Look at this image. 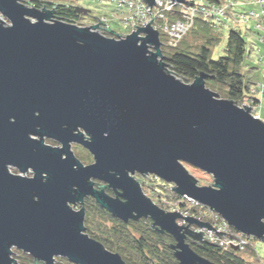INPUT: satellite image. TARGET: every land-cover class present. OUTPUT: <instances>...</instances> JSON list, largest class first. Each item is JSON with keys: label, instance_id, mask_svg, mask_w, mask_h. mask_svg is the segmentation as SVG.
I'll use <instances>...</instances> for the list:
<instances>
[{"label": "water", "instance_id": "water-1", "mask_svg": "<svg viewBox=\"0 0 264 264\" xmlns=\"http://www.w3.org/2000/svg\"><path fill=\"white\" fill-rule=\"evenodd\" d=\"M55 14V7L30 0H0V264L17 263L14 248L34 264H55L56 257L129 264L87 234V198L126 223L150 219L151 228L174 238L169 247L179 264H216L191 248L190 238L196 244L209 238L190 225L225 232L162 208L144 191L142 177L149 175L263 242L264 120L248 105L219 98L207 87V73L190 84L172 73L151 13L153 20L134 24L138 29L126 36L106 26L113 37L97 31L102 20L83 26ZM73 144L93 162L84 165ZM187 165L213 183L201 185ZM180 218L188 224L179 225Z\"/></svg>", "mask_w": 264, "mask_h": 264}, {"label": "trees", "instance_id": "trees-1", "mask_svg": "<svg viewBox=\"0 0 264 264\" xmlns=\"http://www.w3.org/2000/svg\"><path fill=\"white\" fill-rule=\"evenodd\" d=\"M20 1L26 3L25 0ZM204 1L209 4H218L224 0ZM30 2L38 8L55 7V18L67 23L85 25L82 21L87 20L86 17H92L76 12L74 7L68 6L77 4L74 0L56 3L40 0H30ZM178 11L179 7L176 8L173 15L168 16L167 20H176L179 17ZM113 15L118 16L116 10ZM213 19L199 12L189 32L176 46L170 45L163 34L160 36L164 43L162 52L168 68L185 83H191L200 73L205 72L210 76L206 80L207 86L214 89L221 98H228L240 105L250 103L252 106H260L259 84L262 82L259 81L258 84L252 73L256 68L261 67L264 70V63L260 57H258L260 63L256 67L247 62L246 57L251 58L254 48L253 46L248 47L249 42L246 36L249 33H256L260 36L261 33L255 29L252 21L246 26L232 27L219 25ZM222 30L227 32L224 35L227 38L223 48L224 53L218 58H213L211 48L214 44L222 41V33H220ZM104 34L109 35L108 32ZM78 149L80 153L85 152L81 156L83 159L93 158L85 148L78 146ZM154 180L156 181V179ZM154 191L155 195L159 197L157 199L153 197L157 204L162 201L163 197L172 202L182 199L171 190L168 184L162 185L161 191L156 188ZM179 204L182 208L186 205L184 201ZM85 208L87 233L103 242L109 250L118 252L129 264H179L174 257L173 250L169 247L170 243L175 242L174 238L168 233L161 234L156 228H151L150 219L142 218L139 221L131 220L126 223L102 208L93 198L86 199ZM249 241L248 237L246 247L242 250L239 249L238 252L234 247L226 249L219 245L214 246L210 242L196 244L189 241V243L197 254L216 264H249L246 257H254L256 263H264V257L258 254L256 247L250 245ZM23 264H32V260L29 259Z\"/></svg>", "mask_w": 264, "mask_h": 264}, {"label": "built area", "instance_id": "built-area-1", "mask_svg": "<svg viewBox=\"0 0 264 264\" xmlns=\"http://www.w3.org/2000/svg\"><path fill=\"white\" fill-rule=\"evenodd\" d=\"M114 3V9L120 18V21L126 29V33L121 34L125 36L132 34L139 27H145V23L153 20L151 14L154 16L153 28L160 31V36L163 34L170 45L176 46L178 42L189 32L190 28L194 24L195 17L200 13H203L207 17L214 18L213 20L219 25L225 26H243L248 25L252 21V25L258 30L261 35L260 42L264 44V0H246L252 2V4H258L259 8L247 9L240 8L242 0H224L221 3H206L204 0H186L192 3L184 4L180 1H174L169 4L172 0H156V4L153 6H147L148 3L144 0H110ZM151 7V8H150ZM161 7V9H160ZM179 7V17L176 20H167L169 15H173L176 8ZM151 9V11H149ZM151 13V14H150ZM102 28L104 33L106 26H111L110 21L107 17L103 16ZM120 34V33H119ZM144 36V34H140ZM261 61L264 63V56H260ZM264 76V74H263ZM254 114H258L257 108H252ZM261 118V114L257 115ZM257 117V118H258ZM184 201L185 207L180 206V202ZM167 199H163L158 205L165 208L168 211H179L183 216H192L199 218L202 222H209L217 231L225 232L221 236H218L216 232L211 228L202 227L199 225H190L191 229L195 232L202 230L204 238L208 239V242H217L220 246L228 249L231 246L230 241L234 245H238V249H244L247 244V236L237 231L231 224L222 217L221 214H217L215 211L210 209L208 206L200 204L198 201L185 196L181 200H177L171 203ZM180 225L188 224V221L184 218L178 219ZM233 234L240 239L231 237ZM211 239V240H210ZM207 242V243H208Z\"/></svg>", "mask_w": 264, "mask_h": 264}, {"label": "rangeland", "instance_id": "rangeland-1", "mask_svg": "<svg viewBox=\"0 0 264 264\" xmlns=\"http://www.w3.org/2000/svg\"><path fill=\"white\" fill-rule=\"evenodd\" d=\"M25 1L27 3V1H29V0H25ZM48 1L56 3V2H61V1L65 2L66 0H48ZM74 1L77 2V4H74V5H76V6L81 5V6L85 7L86 9L91 10L93 12V14H94V17L96 16V17L99 18V19L96 18L95 19L96 20L95 23H93L91 17H86L87 20H83L82 21V22L85 23V25H83V26H90V25H93V24H98L99 20L100 21L102 20L101 19L102 16H105L110 21L111 29H113L115 32L120 33V35L127 32L125 27H124V25L120 21L119 16H114L113 15V13L115 11L114 10V6L115 5H114V3L112 1H110V0H74ZM240 8H242V9L243 8H247V9L251 10V9H254V8H259V6H258V4H255V3L252 4V2H249V1H246V0H242V5L240 6ZM2 18L7 23H9L8 19L5 16H2ZM223 30L220 31V33H222V38H221L222 41L220 43L214 44L212 46V48H211L213 50V53H212L213 58H218L219 56H222L223 53H224V49L223 48H224V46H225V44L227 42V38L224 35H226L227 32L223 31ZM97 31L100 32V33L102 32L104 34V31H103L102 27L97 29ZM108 36L113 37L114 35H110L109 34ZM115 37L118 38L117 36H115ZM246 38H247V40L249 42V46L248 47L250 48V46H253V48H254V50L252 51L253 54H252L251 58L249 59V58L246 57L247 62L249 64H251V66L256 67L257 64L260 63L258 57H260V55L264 56V44L260 43V38L258 37V35L256 33H249L246 36ZM262 66H263V64H262ZM253 70L254 71L252 73V76L254 77V79H256V81H258V84H259V81L262 82V84H259L260 85V89H259V92H260V100H259L260 101L259 102L260 107H259V111H260V114L262 115L261 118L264 120V76H263L264 70H262L261 67L253 69ZM188 84H190V83H188ZM208 88L211 91L216 92L214 89H211L210 87H208ZM219 98H221V97L219 96ZM244 105L245 106L248 105V106H250L252 108L256 107V106H252L250 103H244ZM244 105H241V107H243ZM259 111L257 112L258 114H259ZM251 113L256 118L258 117L257 116L258 114L256 115L252 111H251ZM46 142L50 144L48 139H46ZM51 144H53V143H51ZM53 145H59V144H57L55 142ZM76 146L77 145L73 144L72 149L74 150V153L77 155V157L82 161V163L84 165L92 163L93 162V158L90 159V160L89 159L88 160L87 159H83L81 156L84 155L85 152L84 153H80V150ZM187 168L191 172V174L199 180L201 185L206 186V185H209V184L213 183L212 176L209 175L208 173H204L203 171H200L199 169H197L195 167L193 168V167H191L189 165H187ZM17 173H19V172L17 171ZM26 175L28 177H31L32 173L30 172V173H28ZM147 178L148 179L152 178V181L149 182L147 180ZM147 178L143 177V179L146 180V182H147L146 183L147 185L144 187V191L151 198H153V197L156 198V199L159 198L158 195H155L154 188H156L157 190L161 191L162 190V185L168 184L169 187L172 190V184L165 182L163 179L161 180L160 178L156 177L155 175H149ZM154 179H156V181ZM151 183L156 184V185H152L150 187L149 185H151ZM163 199H165V197H163ZM163 199L161 198V200H163ZM174 202H171V203H174ZM74 208L75 209L76 208H80V205H76ZM249 239H250V241H249L250 245L255 246L258 254L260 256L264 257V241L262 242L261 240H259L257 237H254V236L249 237ZM189 241H193V239L190 238ZM13 255L18 260L16 264L26 263L29 260L28 257H31L29 254L25 253L24 251L22 252L21 250H18L17 248H14V254ZM246 259L248 260L249 264H264L262 262L256 263V260L254 259V257L253 258L252 257H246ZM55 264H72V263L69 262L68 260H66L65 258L56 257Z\"/></svg>", "mask_w": 264, "mask_h": 264}, {"label": "flooded vegetation", "instance_id": "flooded-vegetation-1", "mask_svg": "<svg viewBox=\"0 0 264 264\" xmlns=\"http://www.w3.org/2000/svg\"><path fill=\"white\" fill-rule=\"evenodd\" d=\"M90 15H91L92 17H94V14H93V13H90L89 16H90ZM92 17H91V18H92ZM96 18H97L96 16H95L94 18H92V22H93V23H95V21H96L95 19H96ZM48 140H49V139H48ZM49 142H50V144H51V143H53V144L55 143V141H53V140H49ZM48 144H49V143H48ZM75 145H77V146H76L77 148H78V146H80V145H78V144H75ZM81 147H82V146H81ZM9 168H10V171H11L12 173H15V174H20V173H21L20 170H18V169L15 168V167H9ZM17 171H18L19 173H17ZM30 172L33 174V170H32L31 168H30V170H29L28 172H26L24 175L27 176L26 174H28V173H30ZM137 176L140 177L139 175H137ZM27 177H28V176H27ZM141 177H142V176H141ZM142 178H143V177H142ZM151 179H152V178H151ZM151 179H148V178H147V180H148L149 182H151ZM145 181H146V180H145ZM146 183H147V182H146ZM108 192H109V193H112V190L108 189ZM235 251L238 252L239 249H238V250H235ZM30 256H31V255H30ZM31 257H32V256H31ZM31 257H28V258H29L30 260H32L33 257H32V258H31ZM16 259H17V258H16ZM17 261H18V260H17ZM32 264H34V259L32 260Z\"/></svg>", "mask_w": 264, "mask_h": 264}, {"label": "crops", "instance_id": "crops-1", "mask_svg": "<svg viewBox=\"0 0 264 264\" xmlns=\"http://www.w3.org/2000/svg\"><path fill=\"white\" fill-rule=\"evenodd\" d=\"M259 107H260V106L257 107V111H259ZM259 113H260V112H259ZM261 116H262V115H261Z\"/></svg>", "mask_w": 264, "mask_h": 264}]
</instances>
